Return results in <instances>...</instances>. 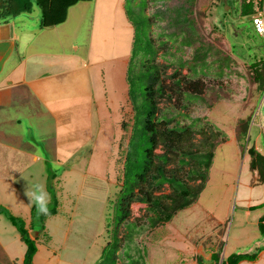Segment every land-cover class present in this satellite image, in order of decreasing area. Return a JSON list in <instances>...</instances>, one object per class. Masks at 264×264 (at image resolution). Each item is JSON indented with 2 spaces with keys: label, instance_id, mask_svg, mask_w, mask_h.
Segmentation results:
<instances>
[{
  "label": "rangeland",
  "instance_id": "1",
  "mask_svg": "<svg viewBox=\"0 0 264 264\" xmlns=\"http://www.w3.org/2000/svg\"><path fill=\"white\" fill-rule=\"evenodd\" d=\"M257 1L259 5L255 4L257 12L253 17L260 14L263 17L264 0ZM215 2L216 0L197 1V28L204 40L218 49L224 58H231L232 63L227 69L224 66L225 74L220 78L216 75L220 63L212 64L216 57L209 59V73L201 76L208 85L205 102L182 110L181 114L188 118L180 120L187 124L201 118L205 124L215 125L226 132L229 141L218 145L215 150L210 181L199 204L180 211L170 226L162 228V235H166V239L159 237L158 232H154L152 236L147 213L136 219L140 221L141 237L136 236L134 239L133 246L136 248L132 247V254L135 259H140L137 252L145 254L146 258L148 256L147 264H173L177 259L176 251L186 250L183 241L176 242L178 239L191 240L192 237L202 236L204 232L213 235L214 224L224 230L225 259L233 253L249 252L250 248L252 253H257L264 247V235L258 227L259 218L264 211L257 210L264 209V184L252 185L256 180L255 174L249 169L251 158L247 153L249 148L255 146L264 154V92L259 89L251 68L253 63L264 61V33L256 31L253 17L240 16L237 0H223L217 5H214ZM125 5L126 0L80 2L69 9L68 21L57 26L59 41L48 38L51 51L57 48L55 56L48 58V63L52 62L58 71L64 70V75L69 74L73 67L67 63L68 53L73 51V45L79 46L80 71H90L86 85L82 82L80 88L86 86V93L96 96L102 94L103 87L108 92L112 91L109 96L113 97L114 109L109 105L110 101L100 111H97L94 103H90V117L73 119L74 123L80 120L76 121L75 135L65 131L58 139L55 134L56 123L68 120V130L72 120L70 112L74 114L72 109L65 108L59 119L48 115H43L41 119L32 117L27 127L29 131L25 128L27 119L22 125L14 120L0 125V130L8 134H0V205L12 215L22 218L26 225H34L32 232L35 234H32V238L40 241L46 248H42L38 254V264L42 258L47 264H56L57 257L53 252L62 253V260H76V264H82L90 257L86 264H94L95 258L102 255L99 251L101 246L98 248L97 244H104L114 230V225H109L114 220V202L122 185L124 156L133 121V109L128 99L124 76L126 61L128 58L130 61L132 55L134 29L126 15ZM158 7L160 3L156 5L149 0L146 14L153 15ZM35 9L40 14V8ZM207 13L210 14L205 17L204 14ZM35 18L36 14V21ZM162 25L160 22L154 23L151 28V35L157 42L163 33ZM68 35L73 37L64 39ZM179 45H174V57L164 58V51L160 50L157 63L166 66L167 59L176 64L180 59L190 60L193 49L179 50ZM173 72L174 68L166 71L167 75ZM189 73V67L182 70L184 76ZM90 90L91 93L88 92ZM26 103L29 104L25 105L26 114L40 110V102L31 99ZM174 103L161 104V107H168L171 115H177L180 108ZM116 105L118 110L115 109ZM250 118V132L243 143V150L242 145L232 138L237 133L239 122ZM122 122L128 124L127 130L122 129ZM10 134H15L17 138L10 139ZM119 141H122L121 147ZM200 141L202 140L198 136L195 141L198 146ZM58 143H61V148H58ZM32 152L41 161L31 159ZM156 152L161 154V148ZM64 158L68 160H62V163L60 159ZM35 185H43L50 194L49 210L57 208L55 217L46 220L45 224H41V214L37 213L36 208L34 218L32 217L35 206L25 195ZM162 192L169 194L171 191L166 186ZM250 205L255 206L253 209L256 211L244 210L250 209ZM138 207L140 205H133V209ZM0 210V264H21L27 246L20 239L18 229L2 213L1 208ZM133 218L131 215L129 221L136 222ZM245 226L246 229H243ZM65 239L68 241L64 243ZM125 243L126 241L124 245ZM124 262L128 263V259H124Z\"/></svg>",
  "mask_w": 264,
  "mask_h": 264
},
{
  "label": "trees",
  "instance_id": "2",
  "mask_svg": "<svg viewBox=\"0 0 264 264\" xmlns=\"http://www.w3.org/2000/svg\"><path fill=\"white\" fill-rule=\"evenodd\" d=\"M92 1L0 0V23L21 14L32 13L37 6L42 15L41 28L55 27L67 21L70 8L80 2ZM126 1L125 12L134 29L133 49L127 74L128 99L133 109V121L124 156L122 185L114 202V220L109 225H114V230L111 232L110 242L96 264H147L145 254L137 252L140 259H135L132 254L133 248H136L133 246L134 239L141 235L140 221H129L132 204L148 206V227L151 229L170 222L178 212L199 200L209 180L215 150L218 145L227 141V136L222 130L215 125L205 124L201 118L190 119L191 122L187 124L180 120L188 118L181 114L182 110L205 102L208 85L201 76H207L209 73V59L216 57L212 64L220 63L216 74L220 78L225 74L224 66L227 69L232 63L231 58H224L223 54L211 43L206 42L200 34L195 10L198 0H151L156 5L160 3V7L156 8L151 16L146 14L149 0ZM221 1L223 0H216L214 5ZM237 3V11L242 18H252L257 12L255 4L259 5L257 0H237ZM209 14L204 15L208 17ZM159 22L163 23V33L157 42L151 35V28L154 23ZM177 43L180 44L179 50L193 49L192 58L180 59L178 64L168 59L166 66L158 64L160 50L164 51V58L174 57L173 48ZM186 67L190 69L188 76L182 74ZM169 68H174L171 75L166 73ZM251 68L259 89L264 92V61L253 63ZM173 102L180 108L177 115H171L168 107H161V104ZM250 123L251 118L238 124L236 138L243 150V143L250 132ZM122 129H128L126 122H122ZM198 136L202 140L200 146L195 142ZM121 142L119 141V147ZM159 148L162 150L161 154L156 152ZM247 153L251 158L250 170L256 173V182L253 181L252 184H264V154L255 146L249 148ZM166 186L171 191L169 194L162 192ZM0 208L18 229L20 239L27 246L21 264H34L38 240L31 237L30 229L22 218L12 215L1 205ZM35 208L32 210L33 218ZM56 214L57 208L49 210L48 215L41 214V224H45L46 220ZM260 227L264 234L263 221ZM43 228L45 230V226ZM257 257V254L231 255L227 262L238 264L242 260H255ZM124 259H128V263H125Z\"/></svg>",
  "mask_w": 264,
  "mask_h": 264
},
{
  "label": "crops",
  "instance_id": "3",
  "mask_svg": "<svg viewBox=\"0 0 264 264\" xmlns=\"http://www.w3.org/2000/svg\"><path fill=\"white\" fill-rule=\"evenodd\" d=\"M35 8H37V6ZM35 8L32 13L21 14L19 16L10 18L11 20H8L5 23H0V125L5 123H11L10 122L11 120H14L18 125H22L23 121L26 122L25 119H27L28 123L27 125H25V128L28 129L27 127L30 125L32 117L36 116L37 119L39 117L41 119L43 115L46 117L48 115L54 119H59L61 114L64 112L65 108H67V109H72L74 112L73 114L72 112L69 111L70 118L72 120L68 125V130H66V125L68 120L66 122L64 120L63 123L59 120V122L57 121L56 123L55 134L57 136V139L58 137L60 138L59 135H62V133L65 131L68 134H72V136H74L76 130L75 126L77 123L76 121H80V120H76L74 123L73 119L74 120L79 119L80 117L83 116H85L86 119L90 117V110H89L90 103H94L95 107H97L96 108L97 111L98 110L100 111L102 110V108H104V106H106L105 104L110 101L109 105L114 109L115 104L113 97L109 96V93H112V91L108 92L105 89V87H103L102 94H98L96 96L95 94L93 95L91 93V90L88 91L91 93V95L89 93H86V90H88L86 89L87 88L86 86L85 88H80L82 82H85L86 85L90 71L88 70L86 72L80 71L81 67L78 65L79 46L77 44L75 46L73 45L72 48L73 51L71 53H68L69 58L67 60L68 61L67 63L73 65L72 69L69 71V74L64 75L65 73L64 70L58 71L59 69L54 68L52 62L48 63L49 61L48 58H53L57 51V48L56 49L54 48L51 51L50 49L51 45L49 44L50 39L53 38L59 41V35L57 34L56 31L57 26L44 28V29L41 28L40 26L41 16H42L41 11L39 14V12ZM35 14L37 16V18H35L36 21L34 20ZM72 37L73 36L68 35V37L64 36V39L67 38L70 39ZM71 60L73 61L71 62ZM128 61L129 58L126 61L127 69L125 71V76H124L126 82H127V74H128ZM90 67L92 69V66ZM60 73H62L63 75H61ZM82 94H85V96H82ZM127 94H128V84H127ZM31 99L33 101L35 100L40 102V107H39L40 110L38 111L36 110L35 113L33 112L26 114L27 112L24 110L25 105H29L26 102L31 101ZM83 104L84 106H82ZM119 104H121V102ZM86 108H88V110H85ZM115 109L116 110L119 109L117 105ZM120 122L121 121H119V127H118L119 130L121 129ZM0 134H3V136L8 135L5 132H3L2 129L0 130ZM88 136L90 137V134H87V137ZM16 138L17 136L15 134L13 135L10 134V139H16ZM232 139L238 143L236 135H234ZM228 141L229 139L227 138L226 142ZM72 142H74V138L72 139ZM60 144L61 143H58V148L59 147L61 148ZM15 147L17 148V145ZM30 157L31 159L35 158V162L41 161V159L33 152L31 153ZM60 160L63 163L62 160L67 161L68 159L64 158ZM254 174L256 179V173ZM209 181L210 178L206 184V187ZM199 200L193 205L194 206L198 205ZM134 204H138L140 205V207H138V209H133ZM134 204H132L131 207L132 216H134L133 221L138 218H141V215L147 213V209H148V206L145 204H140V203H134ZM262 206H264V204H262ZM253 207L255 206L250 205L249 206L250 209H244V210H246L247 212L255 210L253 209ZM185 210H189V209H185ZM257 210L264 211V209H257ZM173 219L164 225L153 228L152 236H154V232H158L159 237L163 236V239H166V235L164 234L162 235L161 230L165 226H170ZM262 221L264 223V213L261 215L258 221V227L260 231H261L260 225ZM32 225L31 226L26 225L27 228L30 229L31 237L32 234H35L32 232L31 229ZM200 225L201 224H199V226ZM246 227L247 226L243 227V229H246ZM212 229L213 232H215V234L213 235L204 232L202 236L198 238L192 237L190 238L191 240L178 239L176 242L179 243L183 241L186 250L179 249L176 251L178 253L176 254L177 259L173 264H228L227 262L228 258L225 259L226 254L224 253V247H225L223 240L224 230L217 227L216 224H214ZM175 232H177L176 228H175ZM137 237H141V235H138ZM67 241L68 240L65 239L64 243ZM109 242H110V238L108 237L104 244L102 245L97 244L98 248L101 246V250H99L100 253H103L106 245H108ZM43 245L44 244H41L40 241L37 242L38 251L34 257V264H38L37 256L40 253L41 249L45 248ZM94 246L96 248V245ZM248 251L249 252H243L237 254L233 253L232 255L257 254L258 257L255 260H242L238 264H264V247L260 248L259 252L257 253H252L251 248ZM53 254H55V256L57 257L56 264L78 263L76 260L74 261L62 260L63 259L61 256L62 253L57 254L53 252ZM88 254L91 255L90 252H88ZM101 256L102 255L100 254L99 258H95L94 261L96 262L97 259L101 258ZM89 259L90 257L86 258V260L83 261L84 263L82 264H86ZM0 261H1V257H0ZM147 261H148V256L146 258V263ZM39 264H47V262L42 258L40 259Z\"/></svg>",
  "mask_w": 264,
  "mask_h": 264
},
{
  "label": "clouds",
  "instance_id": "4",
  "mask_svg": "<svg viewBox=\"0 0 264 264\" xmlns=\"http://www.w3.org/2000/svg\"><path fill=\"white\" fill-rule=\"evenodd\" d=\"M25 195L34 204L38 214H49L48 205L51 202V196L43 185H35L32 190L26 191Z\"/></svg>",
  "mask_w": 264,
  "mask_h": 264
},
{
  "label": "built area",
  "instance_id": "5",
  "mask_svg": "<svg viewBox=\"0 0 264 264\" xmlns=\"http://www.w3.org/2000/svg\"><path fill=\"white\" fill-rule=\"evenodd\" d=\"M253 23L258 33H264V16L262 17L260 14L258 16L253 17Z\"/></svg>",
  "mask_w": 264,
  "mask_h": 264
},
{
  "label": "water",
  "instance_id": "6",
  "mask_svg": "<svg viewBox=\"0 0 264 264\" xmlns=\"http://www.w3.org/2000/svg\"><path fill=\"white\" fill-rule=\"evenodd\" d=\"M249 141V140H248Z\"/></svg>",
  "mask_w": 264,
  "mask_h": 264
}]
</instances>
